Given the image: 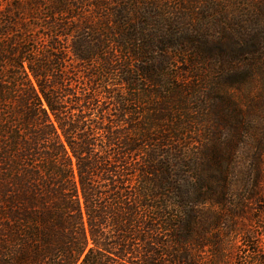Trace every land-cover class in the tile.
I'll return each mask as SVG.
<instances>
[{
  "label": "trees",
  "instance_id": "1",
  "mask_svg": "<svg viewBox=\"0 0 264 264\" xmlns=\"http://www.w3.org/2000/svg\"><path fill=\"white\" fill-rule=\"evenodd\" d=\"M91 2L0 0V264H230L233 244L211 232L214 209L234 206L223 156L216 169L206 149L174 157L169 135L193 123L175 103L183 80L163 75L182 42L204 64L193 41L208 11L216 25L230 13L208 0ZM248 2H222L248 11L230 25L264 24V0ZM238 235L253 246L245 264H264L254 232Z\"/></svg>",
  "mask_w": 264,
  "mask_h": 264
},
{
  "label": "rangeland",
  "instance_id": "2",
  "mask_svg": "<svg viewBox=\"0 0 264 264\" xmlns=\"http://www.w3.org/2000/svg\"><path fill=\"white\" fill-rule=\"evenodd\" d=\"M83 1L86 9L94 12L91 0ZM184 1L187 7L197 0ZM223 1L208 0L209 3L225 7L230 13L229 24L216 25L213 22L217 18L216 11H208L209 18L204 23L209 24L199 29V33L207 36L193 41V45L203 49L205 63L201 64V60L193 54L194 46L182 42L183 56L170 52L167 55L169 64L165 65L163 75L183 80L178 90L183 89L182 94L177 95L176 102V98L171 99V103H180L178 107L176 104L182 116L179 120L185 124L193 123L183 126L179 135L178 132L169 135L172 138L169 142L171 152L176 157L180 147L181 152L186 153V157L195 163L204 149L209 153L215 152L217 157L210 163L215 169L219 164L216 160L223 156L219 169L227 172L225 186L231 194L228 201H233L234 206L214 209L222 216V222L220 228L211 232H217L223 237L226 235V243L233 244L226 262L245 264L251 257L253 246H247L239 239L238 232L241 229L254 232L256 249L259 255L264 256V24L253 25L241 21L237 23L239 26L234 23L230 25L234 14L243 18L248 11L242 10L244 6L241 5L237 6L233 14L231 11L234 9L224 6ZM234 2L250 4L248 0ZM258 2L260 0H254L255 4ZM194 6L198 7V4ZM155 56H159L158 53ZM176 56L186 61L193 60L195 67L198 64L199 74L195 76L189 66L180 63ZM229 62L232 65L228 67ZM235 62L237 64L234 65ZM252 63L256 64L253 70ZM236 65L237 68H232ZM184 69H189L190 73L185 75ZM250 71L254 73L253 79H249L253 77H249ZM178 136H181L180 141H176ZM183 163H187L186 160ZM185 171L187 175L184 180L193 186L191 177L194 173L190 174L189 169L185 168L176 174L181 176ZM213 176L218 179L215 173ZM252 193L256 194V200L250 199ZM199 195L202 196L201 190ZM254 202L256 205H252ZM253 208L263 212H255ZM248 218L255 220L251 222ZM202 257L206 258V255L202 254Z\"/></svg>",
  "mask_w": 264,
  "mask_h": 264
}]
</instances>
